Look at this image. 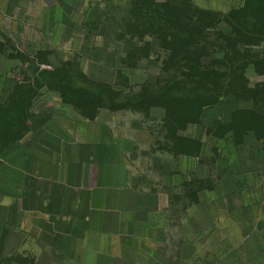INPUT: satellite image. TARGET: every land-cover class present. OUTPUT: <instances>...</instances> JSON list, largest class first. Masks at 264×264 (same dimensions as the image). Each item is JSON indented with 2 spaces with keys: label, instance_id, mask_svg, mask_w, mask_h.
<instances>
[{
  "label": "crops",
  "instance_id": "1",
  "mask_svg": "<svg viewBox=\"0 0 264 264\" xmlns=\"http://www.w3.org/2000/svg\"><path fill=\"white\" fill-rule=\"evenodd\" d=\"M12 2L0 0L1 25ZM247 73L264 80L254 66ZM113 77L108 69L103 80L111 84ZM52 99L0 155V264H264L248 255L264 228L261 155L233 151L217 185L199 195L195 210L203 215L197 236L187 239V226L170 223L165 199L132 170L131 154L142 142H155L154 130L123 133L110 115L90 119ZM241 103L229 105L227 131L217 138L230 134L244 144L264 137V123L242 113L264 117V105ZM179 135L197 148L192 153L178 144V155H202L201 139ZM235 138L228 151L237 148Z\"/></svg>",
  "mask_w": 264,
  "mask_h": 264
},
{
  "label": "rangeland",
  "instance_id": "2",
  "mask_svg": "<svg viewBox=\"0 0 264 264\" xmlns=\"http://www.w3.org/2000/svg\"><path fill=\"white\" fill-rule=\"evenodd\" d=\"M131 1L13 0L4 14L5 23L0 24L2 149L30 129L29 122L55 101L53 97L68 105L85 106L88 112L94 111L93 105L86 103L84 93L73 90V81L82 72L92 81L104 82V73L113 70L111 84L120 91V101L107 93L108 107L99 113L115 118L123 133L131 134L137 126L154 130L155 142H142L131 154L132 170L144 181L145 187L165 199L170 223L186 225L187 239H194L197 216L203 215L195 210L199 195L217 185L219 174L238 147L250 148L251 154L261 155L264 160V137H247L244 144L239 136L228 134L223 139L217 138L227 131L223 122L229 105L243 104L232 95L222 96L217 104L206 107L198 123L185 121L179 115L165 120L167 110L151 105L160 100L152 101L146 96L150 83L172 75L169 52L158 56L162 52L160 41L153 39L150 57L138 61L130 55L129 42L145 36L144 31L133 27L137 21L129 12L133 7ZM194 1L201 7L228 12L245 0ZM219 27L231 34V27L226 23ZM209 33L208 47L201 51L209 53L208 60L211 58L217 63L229 44L214 29ZM79 78L81 82L84 80ZM18 85L21 89L17 92ZM77 85L83 87L82 83ZM11 98L16 99L10 107L13 114L7 112ZM179 134L201 139L206 144L202 155H178L175 152L178 144H185L188 151L194 149ZM234 138L237 148L232 146L228 151ZM197 221L201 224L200 219ZM203 223L207 224L205 219ZM257 237L258 244L248 249L251 262L258 254L255 263L258 259L264 262V228Z\"/></svg>",
  "mask_w": 264,
  "mask_h": 264
},
{
  "label": "trees",
  "instance_id": "3",
  "mask_svg": "<svg viewBox=\"0 0 264 264\" xmlns=\"http://www.w3.org/2000/svg\"><path fill=\"white\" fill-rule=\"evenodd\" d=\"M131 4L133 7L129 12L137 21L133 27L144 31L145 36L129 42L130 55L138 61L150 57L153 39L160 41L162 52L158 56H166L169 52L172 75L150 83L149 95L146 96L152 101L160 100L151 105L162 106L167 110L166 121L179 115L185 121L198 122L204 109L217 104L225 95L264 105V80L253 84L247 76L248 69L254 66L264 79V0H245L240 7L228 12L201 7L194 0H132ZM223 22L231 27V34L220 29ZM211 29L229 44L225 47L222 59L216 60L217 63L212 62L211 58L209 61L210 54L201 51L208 47ZM183 41H187V44H182ZM78 75L84 80L81 82V78L76 77L73 90L84 93L86 103L92 104L94 109L88 112L85 106L76 103L74 107L85 117L94 119L99 110L108 107L107 93L120 101V91L114 85L92 81L82 72ZM79 83L83 87H77ZM19 89L20 85L16 91ZM15 100L11 98L7 112ZM242 113L264 123V117L253 110ZM1 128L0 155L8 146L2 149ZM183 141L194 145L190 152L196 151L195 140L185 138Z\"/></svg>",
  "mask_w": 264,
  "mask_h": 264
}]
</instances>
